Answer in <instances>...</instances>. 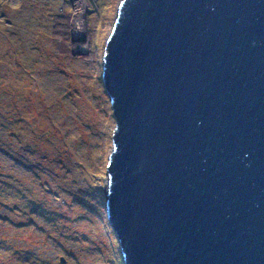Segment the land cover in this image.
Segmentation results:
<instances>
[{"label": "water", "instance_id": "95a60500", "mask_svg": "<svg viewBox=\"0 0 264 264\" xmlns=\"http://www.w3.org/2000/svg\"><path fill=\"white\" fill-rule=\"evenodd\" d=\"M117 10L102 76L124 264H264V0Z\"/></svg>", "mask_w": 264, "mask_h": 264}, {"label": "rangeland", "instance_id": "374dc122", "mask_svg": "<svg viewBox=\"0 0 264 264\" xmlns=\"http://www.w3.org/2000/svg\"><path fill=\"white\" fill-rule=\"evenodd\" d=\"M120 2L88 0L76 26L73 0H0V264H124L102 76Z\"/></svg>", "mask_w": 264, "mask_h": 264}, {"label": "bare ground", "instance_id": "6f19581e", "mask_svg": "<svg viewBox=\"0 0 264 264\" xmlns=\"http://www.w3.org/2000/svg\"><path fill=\"white\" fill-rule=\"evenodd\" d=\"M73 1L75 2V10H74L75 14L72 17L71 21H73V20L75 21V19L78 21L80 18H82L85 15V9H86L88 0H73ZM83 23L84 22H82V21H78L72 25L76 24V26H79L80 24L83 25ZM81 29H83V27Z\"/></svg>", "mask_w": 264, "mask_h": 264}, {"label": "trees", "instance_id": "16d2710c", "mask_svg": "<svg viewBox=\"0 0 264 264\" xmlns=\"http://www.w3.org/2000/svg\"><path fill=\"white\" fill-rule=\"evenodd\" d=\"M15 113H17V112H15ZM17 114H18V113H17ZM19 114H20V113H19ZM19 114H18V115H19ZM12 116H14V113H12ZM15 116H17V115L15 114ZM10 129H11V128H10ZM3 183H4V182H3ZM61 263H62V262H61Z\"/></svg>", "mask_w": 264, "mask_h": 264}]
</instances>
